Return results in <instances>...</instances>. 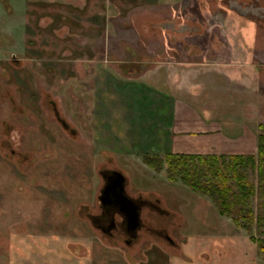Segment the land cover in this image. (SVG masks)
I'll list each match as a JSON object with an SVG mask.
<instances>
[{"label":"rangeland","instance_id":"374dc122","mask_svg":"<svg viewBox=\"0 0 264 264\" xmlns=\"http://www.w3.org/2000/svg\"><path fill=\"white\" fill-rule=\"evenodd\" d=\"M174 103L255 137L227 155L257 153L264 21L223 0H0V264H264L211 199L146 164L224 152L164 142ZM109 170L165 211L144 212L164 235L128 246L92 225ZM263 201L252 206L264 215Z\"/></svg>","mask_w":264,"mask_h":264},{"label":"trees","instance_id":"16d2710c","mask_svg":"<svg viewBox=\"0 0 264 264\" xmlns=\"http://www.w3.org/2000/svg\"><path fill=\"white\" fill-rule=\"evenodd\" d=\"M260 127L264 130V125ZM146 164L166 169L167 177L180 179L193 191L213 201L221 216L231 218L250 234L264 256V237L254 235V225L264 235V215L256 213L252 201L257 193L264 197V132L258 134L256 154L167 153L165 157L146 154ZM255 173L257 182L251 179ZM264 206V201L260 202Z\"/></svg>","mask_w":264,"mask_h":264},{"label":"flooded vegetation","instance_id":"af4514ba","mask_svg":"<svg viewBox=\"0 0 264 264\" xmlns=\"http://www.w3.org/2000/svg\"><path fill=\"white\" fill-rule=\"evenodd\" d=\"M229 3L235 11L244 16H256L258 20L264 21V5L263 0H243L238 3L239 0H223ZM231 2H237V6L231 4ZM259 58L250 59V63H243L245 65H257ZM103 185L101 193L98 196L99 199V211L88 212L86 215L90 219V222L95 227L99 228L109 237H123L125 243L128 246L134 245L141 237L142 231L157 232L164 235L160 229L151 228V226L144 219V212L147 211H160L164 213L163 209L156 203L150 201L142 195L132 196L127 189L128 180L126 176L119 170H109L103 173ZM131 198L138 210L140 217V225L138 228L133 229L130 219L125 211L124 199ZM132 212V211H131ZM166 239L173 242V239L169 236H165Z\"/></svg>","mask_w":264,"mask_h":264},{"label":"crops","instance_id":"0c3cea01","mask_svg":"<svg viewBox=\"0 0 264 264\" xmlns=\"http://www.w3.org/2000/svg\"><path fill=\"white\" fill-rule=\"evenodd\" d=\"M167 103V102H166ZM175 104V103H174ZM177 104V105H176ZM175 109L171 111V115L169 116L167 122L161 126L160 130L163 134L162 140L164 142H169V140H172V143L179 144L178 146H188L187 152H190V148L194 147L196 143L200 144L201 146L208 144L209 146H222L223 147V153H227L226 150H228L229 147L236 146V145H246L248 140L252 141L254 138L249 136L248 130L246 128H243L241 131V134L237 137H234L232 135H229L232 131L229 130L228 127H220L217 124V128L210 129L213 124L209 122V119L204 118L201 120L198 119V122H195L194 115L200 114L196 109L191 107H180L178 103H176ZM206 114V111H205ZM173 115V116H172ZM179 116H183V118L186 120L185 123H183V128H180V126L177 124V121L179 119ZM200 127H202L200 129ZM197 130H196V129ZM229 130V134H227V131ZM197 131V132H196ZM197 133L200 135H190L192 133ZM201 138V139H200ZM219 150V149H218ZM220 151V150H219ZM244 152H241L239 154H243ZM244 154H256L255 152H249Z\"/></svg>","mask_w":264,"mask_h":264},{"label":"water","instance_id":"95a60500","mask_svg":"<svg viewBox=\"0 0 264 264\" xmlns=\"http://www.w3.org/2000/svg\"><path fill=\"white\" fill-rule=\"evenodd\" d=\"M124 201H125L124 203L126 204L125 211L130 219V223L132 224L133 229H136L140 225V217L137 207L131 198L126 197Z\"/></svg>","mask_w":264,"mask_h":264}]
</instances>
